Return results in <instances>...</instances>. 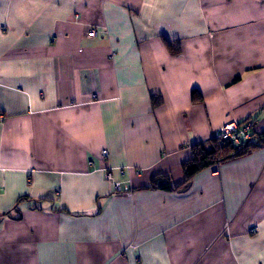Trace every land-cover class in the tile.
I'll return each instance as SVG.
<instances>
[{"label": "crops", "instance_id": "0c3cea01", "mask_svg": "<svg viewBox=\"0 0 264 264\" xmlns=\"http://www.w3.org/2000/svg\"><path fill=\"white\" fill-rule=\"evenodd\" d=\"M0 115V264H264V146L145 188L264 131V0H0Z\"/></svg>", "mask_w": 264, "mask_h": 264}, {"label": "trees", "instance_id": "16d2710c", "mask_svg": "<svg viewBox=\"0 0 264 264\" xmlns=\"http://www.w3.org/2000/svg\"><path fill=\"white\" fill-rule=\"evenodd\" d=\"M168 44V42H166ZM174 53L175 50L171 49ZM191 98L193 101L200 99L199 94L192 92ZM159 100L153 98V104H157ZM255 141L251 140L242 143L239 146H234L230 143H220L218 139L213 138L208 145L194 144L191 147L192 156L182 163L183 181L178 185H173L168 181V177L157 176L151 180L149 187L145 188H160L165 190H178L183 185L188 183L191 178L200 170H203L212 165L239 158L250 152L251 150L264 146V131L258 135H254Z\"/></svg>", "mask_w": 264, "mask_h": 264}, {"label": "built area", "instance_id": "2783aa9c", "mask_svg": "<svg viewBox=\"0 0 264 264\" xmlns=\"http://www.w3.org/2000/svg\"><path fill=\"white\" fill-rule=\"evenodd\" d=\"M95 31L91 30L89 33L86 34L88 38L94 37ZM2 120V116L0 115V121ZM218 139L220 143H230L234 146H239L242 143L251 141L253 139V122L250 120H247L242 123H235L230 122L227 123L221 127H219L215 133L214 137ZM103 156L107 155L106 151L102 152ZM92 164V162H89V165ZM122 174V173H121ZM106 179L111 180V174L106 173ZM115 188L119 189L120 185L119 183L115 184Z\"/></svg>", "mask_w": 264, "mask_h": 264}, {"label": "water", "instance_id": "95a60500", "mask_svg": "<svg viewBox=\"0 0 264 264\" xmlns=\"http://www.w3.org/2000/svg\"><path fill=\"white\" fill-rule=\"evenodd\" d=\"M188 185H189V182L186 183L185 185H183V186L181 187V190H184Z\"/></svg>", "mask_w": 264, "mask_h": 264}]
</instances>
